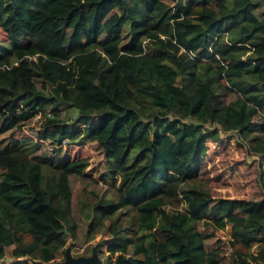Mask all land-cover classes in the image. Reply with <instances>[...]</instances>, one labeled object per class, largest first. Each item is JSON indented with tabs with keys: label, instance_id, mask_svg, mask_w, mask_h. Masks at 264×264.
I'll return each mask as SVG.
<instances>
[{
	"label": "trees",
	"instance_id": "trees-1",
	"mask_svg": "<svg viewBox=\"0 0 264 264\" xmlns=\"http://www.w3.org/2000/svg\"><path fill=\"white\" fill-rule=\"evenodd\" d=\"M0 30V135L43 113L39 137L57 144L50 156L29 136L0 145V264L9 245L15 261L63 259L75 236L68 177L91 175L64 139L103 154L112 193L93 192L85 233L109 218L108 263L264 264V195L179 189L218 136L206 123L264 164V0H0ZM226 226L228 249L208 248Z\"/></svg>",
	"mask_w": 264,
	"mask_h": 264
},
{
	"label": "rangeland",
	"instance_id": "rangeland-1",
	"mask_svg": "<svg viewBox=\"0 0 264 264\" xmlns=\"http://www.w3.org/2000/svg\"><path fill=\"white\" fill-rule=\"evenodd\" d=\"M0 38H5V34L0 30ZM152 50H148L151 52ZM74 85L82 91L95 98H103L102 93L94 83L89 81H74ZM264 91V85H259ZM225 100L230 99L232 92L222 94ZM58 108L63 117L72 118L76 113L74 108L68 110L67 106L60 103ZM49 111V109H47ZM50 112V111H49ZM45 116L43 113H36L24 121L21 128L12 129L0 135V145L6 144L12 137L29 136L34 141L39 142L38 153L52 155L51 149H48V138H40L43 132L42 122ZM254 122L259 121L256 115L253 117ZM204 130H217L218 136L215 139H208L207 150L203 154V162L199 168L198 175L191 180H184L179 189L197 186L203 190L209 191L214 197H237V198H259L264 195V164L259 160V155L253 153L246 146V142L241 140L234 130L224 131L216 123L203 125ZM63 151H67L71 159L81 157L87 158L85 171L91 176H78L70 174L68 177L71 189V214L72 219L76 222V231L73 238H68L66 246L70 248L73 254H89L91 247L96 246L98 241L103 243L98 248L99 256L103 264L110 260L107 255L105 241L109 240V234L106 231V225L109 218L101 221L100 227L92 236L85 233L87 223L91 216V204L93 202V192L104 193L111 196L108 182L100 179V174L104 170L105 160L102 152L96 148L94 142L77 139L62 143ZM214 235L205 241V245L210 248L220 244L223 248L228 249L229 228L214 229ZM25 239H28L25 235ZM14 245L7 246L6 254L2 258L5 264H34L30 258L21 257L18 261L11 257V250ZM256 248L252 247L251 251L255 252ZM63 256L58 252L55 260H60ZM49 262V261H48Z\"/></svg>",
	"mask_w": 264,
	"mask_h": 264
},
{
	"label": "water",
	"instance_id": "water-1",
	"mask_svg": "<svg viewBox=\"0 0 264 264\" xmlns=\"http://www.w3.org/2000/svg\"><path fill=\"white\" fill-rule=\"evenodd\" d=\"M32 261L34 264H103V261L99 256V251L95 245L91 247V252L89 254L75 255L70 251V248L66 246L64 248L63 259L49 262H43L38 259Z\"/></svg>",
	"mask_w": 264,
	"mask_h": 264
},
{
	"label": "built area",
	"instance_id": "built-area-1",
	"mask_svg": "<svg viewBox=\"0 0 264 264\" xmlns=\"http://www.w3.org/2000/svg\"><path fill=\"white\" fill-rule=\"evenodd\" d=\"M46 115H47V116H50V112L47 111V112H46ZM65 141H66V139L62 140V141H61V145H62V143H64ZM56 145H57L56 143H52V142H50V141L47 142V147H48V149L53 150V149L56 147Z\"/></svg>",
	"mask_w": 264,
	"mask_h": 264
}]
</instances>
